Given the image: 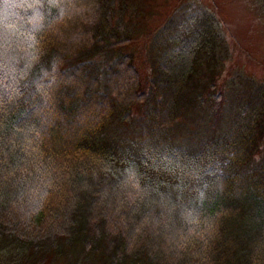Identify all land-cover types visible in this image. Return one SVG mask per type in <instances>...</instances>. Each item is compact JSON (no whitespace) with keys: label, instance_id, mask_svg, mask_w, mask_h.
<instances>
[{"label":"trees","instance_id":"16d2710c","mask_svg":"<svg viewBox=\"0 0 264 264\" xmlns=\"http://www.w3.org/2000/svg\"><path fill=\"white\" fill-rule=\"evenodd\" d=\"M132 2L0 0V264H264V81L220 103L205 8L148 33L144 78Z\"/></svg>","mask_w":264,"mask_h":264},{"label":"rangeland","instance_id":"374dc122","mask_svg":"<svg viewBox=\"0 0 264 264\" xmlns=\"http://www.w3.org/2000/svg\"><path fill=\"white\" fill-rule=\"evenodd\" d=\"M131 6L139 33L124 51L135 55V65L144 78L151 76L153 69L148 33L169 17L205 8L214 10L226 26L225 73L216 78L212 89L213 93L223 92L220 103L228 108L234 90L232 81L251 77L264 81V3L261 0H133ZM192 115L179 116L178 121L182 123L175 134H185L196 127L197 119L193 120ZM261 155H264V143L256 156Z\"/></svg>","mask_w":264,"mask_h":264}]
</instances>
